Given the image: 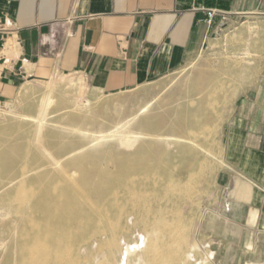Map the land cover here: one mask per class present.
Masks as SVG:
<instances>
[{"label": "bare ground", "instance_id": "6f19581e", "mask_svg": "<svg viewBox=\"0 0 264 264\" xmlns=\"http://www.w3.org/2000/svg\"><path fill=\"white\" fill-rule=\"evenodd\" d=\"M252 58L225 57L221 73L191 64L198 102L187 90L115 115L116 101L100 114L52 112V89L35 106L26 102L36 88L22 86V108L0 109V264H184L182 201L206 170L200 156L214 158L227 111L218 75L255 70ZM213 254L197 264H214Z\"/></svg>", "mask_w": 264, "mask_h": 264}, {"label": "crops", "instance_id": "0c3cea01", "mask_svg": "<svg viewBox=\"0 0 264 264\" xmlns=\"http://www.w3.org/2000/svg\"><path fill=\"white\" fill-rule=\"evenodd\" d=\"M209 9L221 13L212 25ZM252 16H264V0H0L2 101L26 83L70 75L92 100L134 91ZM224 149L217 262L264 264V75L238 98Z\"/></svg>", "mask_w": 264, "mask_h": 264}, {"label": "rangeland", "instance_id": "374dc122", "mask_svg": "<svg viewBox=\"0 0 264 264\" xmlns=\"http://www.w3.org/2000/svg\"><path fill=\"white\" fill-rule=\"evenodd\" d=\"M252 17L239 22L237 26L228 29L217 39L210 40L202 53L182 67L172 71L164 79L141 86L131 92L92 100L89 96L86 82L84 93L78 92L76 85H72L73 82L69 79L71 77L78 78L79 76L77 75L61 76L47 82H29L25 84L37 90V93L30 96V99L26 102L31 101L35 106L49 88L53 90L56 103L52 112L70 108L73 105H79L87 107L92 115L100 114V110L106 102L116 101V104L110 108V113L115 115L117 114L115 108L119 111H130L156 98V104L162 102L165 98H168V103L171 104L179 96L185 95L187 90L193 96L191 101L198 102L199 99L189 89L190 84L194 82V77L191 74L193 70H188V67L191 64H195L196 67L208 73L218 72V69L223 66L225 57H233L236 59L237 64L241 65V61L238 60L239 56L245 54L246 50H250L253 55L252 60L255 62V70L251 69L244 74H234L226 77L221 74L218 75V78L224 81L223 83L225 84L222 90L215 89L214 91L218 92L219 97L222 93H225L227 96V111L224 113V122L217 133V142L212 149L214 158L207 155L200 156L203 164L207 166L206 170L192 184L191 195L182 201L184 264H197V260L205 259L213 253V263L218 264L215 253L216 247L212 243L211 236L213 233L212 221L214 222L215 212L219 204L220 179L222 171L225 168L224 142L226 127L236 108L238 98L264 75V16ZM250 27L253 28L251 31ZM20 88L14 97L3 101L0 109L15 108V110H20L22 108L23 104L16 101ZM89 99L91 103L88 102ZM174 106V104L167 105L164 109L168 110ZM190 108V111L194 112L195 107L191 106ZM164 109L156 110L154 114H162L164 113ZM195 154L197 153L195 152ZM16 174L17 169H14L8 174V178H14ZM186 179V174L182 172V180L185 181ZM189 252L192 254V258L188 260L186 259V255Z\"/></svg>", "mask_w": 264, "mask_h": 264}, {"label": "built area", "instance_id": "2783aa9c", "mask_svg": "<svg viewBox=\"0 0 264 264\" xmlns=\"http://www.w3.org/2000/svg\"><path fill=\"white\" fill-rule=\"evenodd\" d=\"M221 13L219 12V10L217 9H209L208 10V19L206 20V22L208 23V25H212L215 21V18L220 15ZM227 15L224 14L222 17H221V21H220V26L221 27H224L226 25V22H227ZM2 79V76H1V73H0V81ZM3 101H2V95L0 93V106L2 105Z\"/></svg>", "mask_w": 264, "mask_h": 264}]
</instances>
